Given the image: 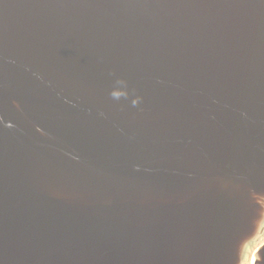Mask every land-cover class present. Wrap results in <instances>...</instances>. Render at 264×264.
Returning <instances> with one entry per match:
<instances>
[{
  "label": "water",
  "instance_id": "obj_1",
  "mask_svg": "<svg viewBox=\"0 0 264 264\" xmlns=\"http://www.w3.org/2000/svg\"><path fill=\"white\" fill-rule=\"evenodd\" d=\"M0 264H264V0H0Z\"/></svg>",
  "mask_w": 264,
  "mask_h": 264
}]
</instances>
